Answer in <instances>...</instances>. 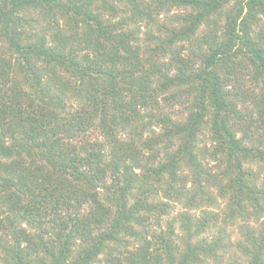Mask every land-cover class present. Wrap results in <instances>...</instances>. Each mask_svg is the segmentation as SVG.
<instances>
[{"label":"trees","instance_id":"trees-1","mask_svg":"<svg viewBox=\"0 0 264 264\" xmlns=\"http://www.w3.org/2000/svg\"><path fill=\"white\" fill-rule=\"evenodd\" d=\"M28 10L49 22V38L21 18ZM128 21L145 27V40ZM250 100L258 119L236 104ZM263 125L264 0H0L8 264L215 261L228 248L222 234L204 237L215 212H184L179 232L172 222L156 232L168 204L155 199L181 201L185 170L200 192L204 176L229 195L225 218L246 222L236 248L264 264V221L250 223L264 215V182L247 167L264 165ZM93 132L104 140L87 139ZM206 133L209 149L199 146Z\"/></svg>","mask_w":264,"mask_h":264},{"label":"rangeland","instance_id":"rangeland-1","mask_svg":"<svg viewBox=\"0 0 264 264\" xmlns=\"http://www.w3.org/2000/svg\"><path fill=\"white\" fill-rule=\"evenodd\" d=\"M126 10H127L126 16H129L131 14V11H128V9ZM27 12H31V13L29 15L21 14V18H25V21L30 20V25L32 26L34 31L39 33V35L45 34V33H42V31H48L46 29H47V26L49 25V22L46 19H43L44 16L39 15L38 12L30 11V10H28ZM178 13H180V9H177V10L174 9L171 12L172 15H176ZM163 19L164 17L163 15H161L157 18V21L158 22L161 21L162 23ZM128 24H129V29H133V28L137 29L138 35L141 41L145 40V38L147 37L146 35L147 31L144 26L135 25L131 21H128ZM152 29L154 30L155 27L153 26ZM26 30L28 32L31 31L27 27H26ZM49 32L51 33V31ZM199 33H201V30H199ZM46 37L49 38L48 34L46 35ZM184 55L190 56L191 50L185 51ZM243 82H244V86H243L244 90L254 89L256 92V95L260 92L261 85H258V86L254 85L253 81L250 80L249 77H246V79H244ZM236 104L239 105L238 107L239 111L245 113V110L248 109L253 112L254 118L258 119V112L252 106V100H250L248 103L246 102V104H242L239 102ZM174 110L176 113H180V117H182L185 113L184 107L179 104L175 105ZM155 131H158V129H156ZM261 132H264V125H263ZM147 135L148 134H144L143 137H146ZM239 136L241 137L242 133L238 134V137ZM119 138L122 139L125 137L120 134ZM87 139H89L90 141L104 140V138L101 137L98 132H93L89 134L87 136ZM199 146L201 148L205 147L207 149L213 146L212 142L210 141L209 135L207 133L204 135L203 134L200 135ZM206 163L209 164L211 168H213L212 169L213 172L215 173L217 172L218 168L216 169V165H214L213 162L211 161L204 162V164ZM263 166L264 165L260 162H257L254 164H252L251 162L249 165H247L248 169L250 168L252 172L254 173V175L257 177L255 178L256 179L255 182L258 185H261L264 182L263 180L264 179V167ZM181 173H183L187 177V183L185 187L186 192H184L185 197L181 201H175L173 199H168L166 197L164 198V196L159 194L157 198L155 199L156 201H164L168 204L167 214L161 218L162 220L160 222V227L157 228L156 232L157 233L159 231L165 232L167 230L168 223L170 222H172L174 230L179 232V227L181 225V223L179 222V215H181L184 212L189 213L193 217H201L204 211L215 212L217 214L216 218H217L218 224L215 228L208 230L204 234V237L211 240V239H216V237H219L220 234H222V238L224 239V242L228 245V248L226 251H224L223 253L219 255L220 257H218L215 261H211L209 264H247L248 258L242 255L235 246V242L242 240V236H241L242 234H241L239 227L246 224L245 219L241 218L240 216H237L233 220V222L230 223V220L228 218L227 219L225 218L226 216L225 214L228 211V201H229L228 196L229 195L227 194L225 197H222L218 186L217 187L214 186L213 182L209 183L207 180H205L204 176H201V182L204 187V190L200 192L199 189H196L197 185H195V183L192 181L190 174H188V171L185 170L184 172H181ZM192 195L196 197V200L192 204H189L187 197L192 196ZM130 201H132V199ZM263 221H264V215L262 214L259 216L256 223L253 220H250V223H252V225L257 226L258 223H261ZM179 234L180 236L182 235L181 232ZM8 259L9 257L7 256L6 252L3 249L0 250V264H8L9 263ZM100 264H103V258H101Z\"/></svg>","mask_w":264,"mask_h":264}]
</instances>
